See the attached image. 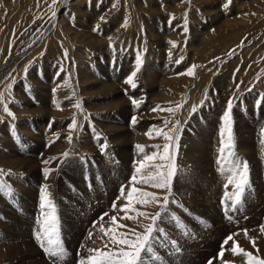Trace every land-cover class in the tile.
I'll return each instance as SVG.
<instances>
[{
    "label": "rangeland",
    "instance_id": "rangeland-1",
    "mask_svg": "<svg viewBox=\"0 0 264 264\" xmlns=\"http://www.w3.org/2000/svg\"><path fill=\"white\" fill-rule=\"evenodd\" d=\"M227 2L0 0V170L12 190V196L0 193V264H54L33 234L50 210L40 207L44 186L55 204L65 249L59 262L75 257V264L88 256L89 248H102L107 237L99 227L108 228L111 216L125 222L119 208L132 186L163 197L164 190L133 185L130 177L142 158L136 145L152 154L168 143L155 133L153 138L146 135L163 128L164 121L177 129L170 135H179L172 184L176 203L170 198L169 212L181 227L164 218L160 227L177 248L160 240L154 246L159 260L148 258L146 264H246V258L230 251L237 244L264 260L259 246L264 248V103L256 107L257 98L264 95V0H231L225 8ZM137 51L142 65L132 88L125 81L135 71ZM230 100L234 150L248 164L250 187L242 205L226 217L221 200L226 190L231 194L234 189L224 187L228 163L223 175L218 164L219 129ZM4 104L14 118L3 111ZM157 106L173 111H152ZM73 119L76 126L70 130ZM133 206L148 213L159 210L135 200ZM87 213L96 214L94 221L83 218ZM9 216L31 222L27 231L32 246L24 252L34 259L24 261L27 256L15 253L24 238L8 235ZM218 223L226 227L223 235L215 232ZM137 226L139 232L144 230ZM230 235L233 239L225 245ZM208 244H214L211 250Z\"/></svg>",
    "mask_w": 264,
    "mask_h": 264
},
{
    "label": "snow or ice",
    "instance_id": "snow-or-ice-1",
    "mask_svg": "<svg viewBox=\"0 0 264 264\" xmlns=\"http://www.w3.org/2000/svg\"><path fill=\"white\" fill-rule=\"evenodd\" d=\"M231 0H228L225 3L224 7L227 8ZM53 16L56 15L55 11L52 13ZM171 24V17L169 20ZM184 31L187 32V21H185ZM110 47H112L110 45ZM172 47H176L175 43H172ZM115 51V49H113ZM64 57L67 59V51L64 52ZM142 65L141 56L139 51L136 55V68L129 77L126 79L125 83L129 84L132 88H135L137 85L134 82V78L137 72L140 70ZM195 67V66H193ZM27 71V70H25ZM62 71V68H61ZM187 74L189 76L193 75L192 69H189ZM9 88L11 85L8 86ZM251 90V89H249ZM55 91V90H54ZM207 99V96H205ZM3 100V94L0 93V101ZM134 106L138 107L139 104L136 99H132ZM264 103V95L257 98L256 107L259 108L260 105ZM77 108L80 107L79 103L75 105ZM203 106V102H201ZM232 101H228L226 110L223 113L221 120L222 124L219 129L220 134V159L218 164H220L221 174H225L224 163H228L227 176L225 189L231 185L234 191L230 194L227 190L224 192V197L221 200V204L224 207L225 215L227 217L228 211H236L239 206L242 205L246 191L250 187L249 181V169L246 161H241L235 154V144H234V135H233V118H232ZM173 111V109H161L159 106L153 108L152 111ZM3 111L7 113L8 116L14 118V114L9 110L7 104H4ZM197 108L193 106L192 113L195 114ZM132 124L136 123V117L134 116L131 121ZM169 121H164L163 128H153L150 129L146 135L149 138H153V133L157 137H162L168 143H165L162 147V151L154 152L152 154L145 153V148L142 145H136V149L142 158L138 161V167L135 168L133 175L130 177V182L135 184H142L144 186H151L153 188L161 189L166 192L163 197L157 196L153 192L143 191L138 189L135 186L131 187V190L128 191L125 195V186H121V194L125 195L126 203L119 208L120 212H123L125 215L121 219L131 220L133 222L140 223L138 218L142 220H147L149 223L142 224L143 231L139 232L135 228H129L126 224L120 223L117 219V216L113 215L110 217L109 227L105 228L101 226L99 231L107 237V240L104 241L102 248H89L88 256L80 259L79 264H146V259L151 258L156 261L159 260V256L156 254L155 245L164 240L173 248H177V242L171 240L165 229L160 227V224L164 222L165 217L172 219L178 228L181 227L179 220L176 218L175 214L169 212V203L170 198L171 203H176L172 184L174 178L177 174V167L174 162V151L177 147V142L179 140V135H170L169 133H177L175 126L168 128ZM76 126V121L73 119L72 123L69 125V129L72 130ZM168 129L165 131V129ZM14 132V129H13ZM261 135L264 136V129L261 130ZM98 141L101 139L99 135L95 137ZM72 137L69 136L68 140L71 141ZM261 144L264 145V139L261 140ZM107 147L106 142L101 144L102 151ZM68 153L65 152L62 154L64 158L68 157ZM161 161V163H149L152 161ZM167 163H164V162ZM47 164L49 161H43ZM85 163L87 160L85 159ZM147 165V168H146ZM48 169L44 170V177L47 179ZM4 170H0V193H5L8 196H12L11 186L6 184L3 179ZM135 203L148 206L156 205L159 210L155 213H148L146 211L136 210L133 206V201ZM40 207L41 209H50L48 212H45L43 215V220L39 221L41 227L34 233V238L39 244V246L44 250L46 255L49 258H52L54 264L56 261L63 259L65 255V249L60 239L59 233V221L56 214L55 204L50 198V194L47 190V186H44L40 189ZM113 209H116V204L114 202ZM134 213V214H132ZM104 215H107L104 214ZM103 221V216L100 218ZM96 226L95 224L93 225ZM264 230V226H262ZM183 231H187L186 228ZM247 230H245V235ZM92 234H89L91 238ZM233 239V236H228L224 244L227 245L230 240ZM253 246L255 247V241H252ZM104 249H107L106 251ZM225 249L222 247L219 257L223 258ZM230 251L234 255H239L243 258H246V264H264V260L258 259L253 256L252 253L245 251L237 245L232 246ZM211 264V262H210Z\"/></svg>",
    "mask_w": 264,
    "mask_h": 264
},
{
    "label": "bare ground",
    "instance_id": "bare-ground-1",
    "mask_svg": "<svg viewBox=\"0 0 264 264\" xmlns=\"http://www.w3.org/2000/svg\"><path fill=\"white\" fill-rule=\"evenodd\" d=\"M42 120V119H41ZM242 145V144H241ZM38 147V146H37ZM17 160H15V162H16ZM32 161V160H31ZM34 162V161H33ZM27 163V162H26ZM203 179V178H202ZM109 183L111 184V182L109 181ZM109 183H108V185H109ZM107 184V183H106ZM29 189V188H28ZM26 191V190H25ZM29 191L31 192V189H29ZM28 191V192H29ZM102 191V190H101ZM27 192V191H26ZM99 190H98V192H97V195L99 194ZM98 197V196H97ZM113 197V196H112ZM202 200V199H201ZM263 200V199H262ZM255 203V202H254ZM202 204H203V202H202ZM210 206V205H209ZM4 207V206H3ZM192 208V207H191ZM100 209V208H99ZM212 209V208H211ZM210 209V210H211ZM211 212V211H210ZM27 215V214H26ZM96 214H89V213H87V214H84V217L83 218H85L86 219V221H89V219H93V218H95L96 216H95ZM206 215H207V213H206ZM80 218L82 217V216H80V215H78ZM27 217V216H26ZM74 217L75 216H73V217H68V218H70L71 220H73L74 219ZM257 217V216H256ZM9 218H10V216H9ZM77 218V217H76ZM119 218V217H118ZM11 219V218H10ZM9 219V220H10ZM22 219H24V218H22V217H20V218H13V219H11V221L10 222H7V223H5V224H8V225H5L4 223V225L5 226H7V228L8 229H5V230H7V232H8V235H12L13 234V236H16V237H22V238H24V239H19L20 240V242H21V246H23V247H21L20 246V243H19V246H18V248H17V245L15 246V248H17L18 250V252H15V253H17L19 256H21V257H26L27 256V258L26 259H24V261H26V260H29V258H33L34 259V256L33 255H30V256H28L24 251V248L25 247H28L29 246V244L31 243H29V239H30V233H28V227H29V225L31 224V222H27L26 220H23L22 221ZM63 219V218H62ZM90 220V221H91ZM138 220H140V219H138ZM74 221V220H73ZM84 220L83 219H81V222H83ZM92 221H94V220H92ZM104 221V220H103ZM75 222V221H74ZM142 222V219L140 220V223ZM223 222V221H222ZM68 223V222H67ZM79 223V222H78ZM140 223H137V222H133V221H131V220H125V222H123V224H126L129 228H135L137 231H139L138 230V226H137V224H140ZM2 224V225H3ZM99 223H97V225H98ZM1 225V226H2ZM3 225V226H4ZM90 225H91V223H90ZM217 225H219V228L218 227H216L215 229V232L216 233H221L220 235H223L224 234V231L226 230V227H223L224 225H222V223H218ZM222 225V226H221ZM2 226V227H3ZM5 226L3 227V228H5ZM135 226V227H134ZM98 227H99V225H98ZM101 227V226H100ZM99 227V228H100ZM106 227V226H105ZM108 227V226H107ZM95 228V227H94ZM97 228V227H96ZM31 229V228H30ZM91 230V229H90ZM93 230V229H92ZM3 231H4V229H3ZM2 232V231H1ZM69 232V231H68ZM5 233H6V231H5ZM10 233V234H9ZM2 233H0V235H1ZM34 234V233H33ZM215 234V233H214ZM6 235V234H5ZM69 235V234H68ZM208 235V234H207ZM206 235V236H207ZM211 235V234H210ZM216 236L217 235H219V234H215ZM100 237V236H99ZM17 239V238H16ZM75 239V238H74ZM207 239H209V238H207ZM212 240H214L213 238H211V242L213 243V241ZM204 242V241H203ZM8 243V242H7ZM13 243V242H12ZM17 244H18V242H16ZM15 243V244H16ZM208 243V242H207ZM4 244H6V243H4ZM8 244H10V243H8ZM14 244V243H13ZM12 244V245H13ZM27 245V246H25V245ZM3 245V244H2ZM7 245V244H6ZM31 246H32V244H30ZM70 245V244H69ZM198 245H200V244H198ZM209 245V244H208ZM5 246V245H4ZM8 246V245H7ZM76 246V245H75ZM213 246H214V244H211V245H209L208 247H209V249L211 250L212 248H213ZM259 246L261 247V249H263L264 250V248H263V244L262 243H260L259 244ZM3 247V246H2ZM1 246H0V249L2 248ZM14 247V246H13ZM9 248V247H8ZM33 248V247H32ZM201 248V247H200ZM12 249V248H11ZM10 249V250H11ZM26 249V248H25ZM28 249V248H27ZM31 249V248H30ZM201 250V249H200ZM29 251V250H28ZM207 251V252H206ZM206 251H204V252H201L200 253V255L203 257V256H206L207 255V253L209 252L208 250H206ZM13 252V251H12ZM36 252V251H35ZM8 253V252H7ZM10 253V252H9ZM15 253L13 254V255H15ZM38 253V257L41 255L39 252H36V254ZM72 253H75V251H71V254ZM199 254V253H198ZM259 254H261V253H259ZM2 255H0V257H1ZM7 256V255H6ZM16 256V255H15ZM72 256V255H71ZM3 257V256H2ZM5 257V256H4ZM13 257V256H12ZM16 258V257H15ZM206 258V257H205ZM9 259V258H8ZM12 259V258H11ZM71 259L72 258H69L68 260H66V261H61V262H57L58 264H73L74 263V261H75V257H74V259H72V261H71ZM13 260V259H12ZM40 260V259H39ZM16 261V260H15ZM36 261V260H35ZM42 261V260H41ZM41 261H39V262H41ZM44 261V260H43ZM20 262H21V260H20ZM37 262V261H36ZM39 262H38V264H39ZM11 263H13V262H11ZM27 264H28V261L26 262ZM42 263V262H41ZM40 263V264H41ZM23 264V263H22ZM32 264V263H31ZM47 264H49V263H47ZM75 264V263H74Z\"/></svg>",
    "mask_w": 264,
    "mask_h": 264
}]
</instances>
